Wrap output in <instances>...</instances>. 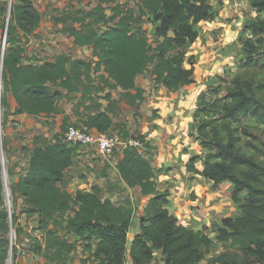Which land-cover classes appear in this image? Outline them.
<instances>
[{
    "label": "trees",
    "instance_id": "obj_1",
    "mask_svg": "<svg viewBox=\"0 0 264 264\" xmlns=\"http://www.w3.org/2000/svg\"><path fill=\"white\" fill-rule=\"evenodd\" d=\"M96 2L89 10H66L63 18H54L79 24L77 28L66 26L61 32L72 37L75 45L91 48L95 61L60 53L53 60L33 63L24 61L26 46H22L18 34H33L40 14L32 0H15L6 28L8 45L1 57V75L16 102L15 114L54 116L60 99L79 92L77 106L83 108L85 118L74 126L108 133L113 125L109 113L118 102L109 90L120 88V98L136 107V101L143 99V90L135 86L134 78L152 63L154 84L164 87L165 97L193 82L194 67H184L185 52L181 48L197 39L195 25L213 17L210 0H139L137 14L116 0ZM248 2L257 16L251 23L256 41H242L246 59L241 63L243 70L224 86L210 90L218 94L222 89L223 96L208 98L206 92L197 95L193 111L195 138L209 152L201 169L195 167L196 156L186 166L189 172L212 181L213 186L231 182V199L239 205L240 214L224 217L215 238L185 227L166 206L168 193L157 188L148 158L135 149H126L116 165L117 172L128 187H139L147 198L140 231L128 240L134 219L131 208L102 200L95 191L70 194L59 186L64 171L73 162L76 147L67 145L60 133H55L53 141L32 149L28 167L11 186L15 200L20 199L21 212L36 215L45 248L71 251L77 242L70 240L71 235L87 241L96 264H126L128 258L132 264H150L157 250H161L163 264H201L203 260L205 264H264V148L254 133L264 128L242 123L243 118L252 117L264 126V59L258 56L264 46L257 45L264 42L259 36L264 34V0ZM108 9L111 16L107 15ZM146 16L158 23L154 45L141 28ZM258 61L259 73L253 70ZM93 95L106 101L103 111L99 110V102H93ZM0 104L6 106L5 98H0ZM92 108L97 111L90 112ZM139 138L143 140V136ZM147 145L149 150V142ZM16 220V209L9 216L4 207L0 165V264H7L6 235ZM57 228L64 231L62 236L55 234ZM215 241L228 243L233 250L225 249L206 258Z\"/></svg>",
    "mask_w": 264,
    "mask_h": 264
},
{
    "label": "rangeland",
    "instance_id": "obj_2",
    "mask_svg": "<svg viewBox=\"0 0 264 264\" xmlns=\"http://www.w3.org/2000/svg\"><path fill=\"white\" fill-rule=\"evenodd\" d=\"M138 1L139 0H116L117 3L125 8L133 9L135 14L138 13ZM241 1L242 0H237L238 4L236 6L240 8L237 13L231 14V10L225 22L219 21L216 23L218 25L222 23H227L229 25L222 24L218 27L215 25L210 26L208 24H201L196 26L195 29L199 31L198 35L200 40L204 39V41H207L206 39L210 37V31H214L216 37V30H218L220 35L217 38L221 40V42L210 47L214 52L210 60L204 59L200 54H197V57L191 54L187 55L184 65L195 67V74H192L193 82L189 84L186 89L183 88L186 93L196 94L197 92L200 94L201 92H206L208 98L223 96L225 91L222 89L218 91V94H214V91L211 92L210 90L215 89L217 85L224 86L234 74L243 70V68H241V63L246 59L242 41L245 39L250 40V42L256 41L257 36L252 33L251 23L256 20L257 16L255 11L250 7L249 2L244 0V2L241 3ZM14 3L15 0H10V8ZM32 3L40 14L39 25L35 28L33 34L29 36H23L22 32L18 34L22 46H26L27 58L31 59L33 63H41L45 60H53L54 57L60 53H67L73 58H80L85 61L96 60L92 55L91 48L75 45L72 37L61 32V29L66 26L77 28L79 26L78 23L71 20L66 22L56 21L54 19L55 17L63 18V11L66 10H89L96 5V0H32ZM113 5L114 4H109L108 6ZM111 14V10L108 9L107 15L111 16ZM7 17L9 21L8 2L0 0V63L3 52L8 45L6 42V31L4 30ZM238 21L241 22L238 23ZM111 24V21H109L108 25ZM140 24L141 28L147 34L149 42L154 45L157 40L155 28L158 23L151 16H146L142 18ZM222 29H224V32H222ZM259 36L264 37V34H259ZM257 45L264 46V42L261 44L257 43ZM261 48L258 56L259 59L262 60L264 59V47ZM153 65L154 63H152L149 69L144 73L143 78L146 79V81L150 80ZM253 70L258 73L260 72L259 61L257 65L253 67ZM159 87L153 86L154 91H157ZM7 88V84L2 79V75H0V98H6V96H8ZM52 89L65 92L64 89L58 86H52ZM93 96L96 98V95ZM163 96H166L165 92ZM94 98L93 102H99L98 98ZM70 99L64 102L63 99H60L59 106L68 108L67 105L73 104V102H70ZM104 104H106V102H104ZM131 109H133V107ZM131 109L128 110L130 111ZM156 111V109H153L149 112V116H159ZM134 116L141 117L137 110ZM55 118L56 116H27L24 120H15L11 115L7 103L5 107L0 104V155L3 159L1 179L4 207L8 215L15 209L17 215L16 222L13 223V225L10 224L9 231L6 235L9 243L7 264H96L92 252L86 247L87 241H82L71 235H69L71 241L77 240L74 249L71 251L50 250L45 248L43 245V233L38 228L36 216L22 213L20 210V199L15 200L11 193V186L17 181L18 177L25 172L31 149L35 146L47 145L53 141V135L55 133H60V138L63 139L64 133L66 132L65 125L77 124L76 122H63L62 118ZM119 118H121V116ZM114 119H118L117 116H114ZM134 120L132 121L133 126H131V128L140 125V121L136 117ZM242 123L248 124L251 127L259 126L260 128H264L263 125L259 124L256 119L252 117L243 118ZM194 125L195 124L192 125L193 130ZM127 126V121L121 124L115 123L112 131L118 132L124 137H144V134H146L147 138H152L150 137V133L140 134L139 131H131L130 133L126 130ZM124 133H127V135H124ZM254 133L258 135L259 144L264 148V131L258 129L254 131ZM195 134L196 133H191V131L188 134L191 136V141L196 144L189 148L192 153L189 159L196 156L195 167H197L202 164L203 158L209 151L201 145L200 140L195 138ZM117 153L118 150H114L111 155L113 156ZM189 159L186 166L189 164ZM245 196V194L240 195L242 199L245 198ZM231 205L233 206V210L230 211V216H227L233 218L240 214V209H238L239 205L233 201ZM202 229L204 228L202 227ZM55 231V234L58 236L64 234V231L59 228ZM210 236L211 238H215L214 234ZM225 249L233 250L228 247V243L224 245L215 241L210 245L206 258L215 256ZM205 263V260L201 262V264ZM152 264H158L157 259H155Z\"/></svg>",
    "mask_w": 264,
    "mask_h": 264
},
{
    "label": "crops",
    "instance_id": "obj_3",
    "mask_svg": "<svg viewBox=\"0 0 264 264\" xmlns=\"http://www.w3.org/2000/svg\"><path fill=\"white\" fill-rule=\"evenodd\" d=\"M246 1L248 2V0ZM210 2L212 3L213 17L200 21L195 25V28L201 24L220 27L222 24L227 23L219 25L216 23L219 21L225 22L231 10V14L237 13L240 10L236 6L238 4L237 0H210ZM243 2L244 0L241 1V3ZM240 22L238 21V23ZM216 31V37V33L210 31V37L206 39L207 41H204V39L200 40L198 35L193 43L188 42L181 48L185 52L183 65L186 62L187 55L190 54L196 57L197 54H200L204 59L209 60L213 57L212 53L214 52L210 47L221 42L217 38L220 33L218 30ZM197 32L199 33L198 29ZM222 32H224V29H222ZM27 55L26 50L24 61L28 60L32 62L31 59L26 58ZM184 67L189 68V66L185 65ZM194 72L193 74H195ZM143 77L144 73L134 78L135 86L143 90V99L136 101V107H133V109L128 105L126 99L120 98L122 93L120 88L109 90L112 98L118 101L117 108L109 113L113 121L109 132H113L112 128L115 123L121 124L127 121L128 126L126 130L128 132L139 131L140 134L150 133V137L152 138H147L146 134L143 137L149 141V150L144 156L148 158L152 165L157 188L162 192L168 193V203L166 206L185 227L193 230H202L206 234L209 233L216 236L223 217L230 216L229 213L233 210L231 194L234 185L229 181H222L213 186L212 181L189 172L186 168V163L192 154L189 148L196 145L191 141V136L188 134L190 131L191 133H195L192 127L194 124L193 111L196 97L199 93H186L183 89L187 88L185 86L175 95L164 97V87L154 84L152 75L149 81H146ZM153 86L160 87L157 91H154ZM7 91L8 96L5 99L12 117L15 120H24L27 116H30L14 113L17 105L9 91V87ZM61 92L66 93V91ZM97 98L96 95L94 99ZM62 99L63 102L70 99V102H73V104L67 105L68 108L63 106L62 108L59 106V101H61L59 100L57 103L58 113L54 115L56 116L55 119L62 118L63 122L69 121L79 124L80 119L83 120L85 118L83 108L78 109L77 106L80 93H69ZM98 101L101 104L99 110L103 111L107 103L104 104L106 101L101 98H98ZM128 109L131 110L129 111ZM153 109L157 110L156 113L159 116H149V112ZM136 110L140 113L141 117L134 116ZM96 111L93 108L90 110V112ZM85 113L87 114L88 111ZM114 116H117L118 119L115 120ZM120 116L121 118H119ZM135 117L140 121V125L131 128ZM98 153V150L94 146H76L73 162L64 171L63 179L59 183V186L70 194H75L77 191H95L97 196L102 200L109 199L117 205L131 208L134 212V219L127 233L128 240H131L140 231L139 226L141 218L144 215L143 210L147 203V198L141 194L139 187H128L118 174L116 165L122 158V151L118 150V153L113 156L111 154L103 155ZM201 167L202 164L196 168L201 169ZM155 259H157L158 264H163L161 250L155 252V258L150 264ZM126 264H132L129 258L126 260Z\"/></svg>",
    "mask_w": 264,
    "mask_h": 264
},
{
    "label": "built area",
    "instance_id": "obj_4",
    "mask_svg": "<svg viewBox=\"0 0 264 264\" xmlns=\"http://www.w3.org/2000/svg\"><path fill=\"white\" fill-rule=\"evenodd\" d=\"M2 1L8 2V6H10V0ZM62 141L72 147L80 145L94 146L103 155L111 154L114 150L123 152L126 149H135L143 155L148 151L146 138L141 140L139 137H124L118 132L99 133L86 126L69 125Z\"/></svg>",
    "mask_w": 264,
    "mask_h": 264
},
{
    "label": "water",
    "instance_id": "obj_5",
    "mask_svg": "<svg viewBox=\"0 0 264 264\" xmlns=\"http://www.w3.org/2000/svg\"><path fill=\"white\" fill-rule=\"evenodd\" d=\"M9 13H10V6L8 7V15H9ZM7 25H8V17L6 18V21H5V27H4L5 31H6ZM1 61H2V58H1ZM1 67H2V62L0 63V75H1ZM0 165H1V169H2L3 159H2L1 155H0Z\"/></svg>",
    "mask_w": 264,
    "mask_h": 264
},
{
    "label": "clouds",
    "instance_id": "obj_6",
    "mask_svg": "<svg viewBox=\"0 0 264 264\" xmlns=\"http://www.w3.org/2000/svg\"><path fill=\"white\" fill-rule=\"evenodd\" d=\"M9 7V6H8Z\"/></svg>",
    "mask_w": 264,
    "mask_h": 264
}]
</instances>
